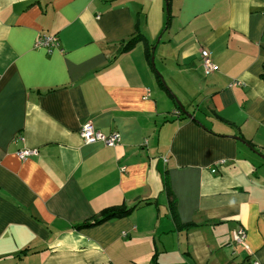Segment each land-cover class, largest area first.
Returning <instances> with one entry per match:
<instances>
[{
	"label": "crops",
	"instance_id": "1",
	"mask_svg": "<svg viewBox=\"0 0 264 264\" xmlns=\"http://www.w3.org/2000/svg\"><path fill=\"white\" fill-rule=\"evenodd\" d=\"M169 9L0 0V264H264V0ZM136 31L146 43L117 54ZM85 123L120 140L86 142Z\"/></svg>",
	"mask_w": 264,
	"mask_h": 264
},
{
	"label": "built area",
	"instance_id": "2",
	"mask_svg": "<svg viewBox=\"0 0 264 264\" xmlns=\"http://www.w3.org/2000/svg\"><path fill=\"white\" fill-rule=\"evenodd\" d=\"M53 45H57V37L54 34H40L35 42V47H51ZM201 57V66L204 72L210 73L216 69V65L214 64L211 54L209 50L203 48L200 50ZM80 136L86 142H92L96 140L103 141L106 145H113L120 140L119 134L116 131L110 133H102L98 129L94 128L91 123H85L80 127L79 130ZM36 150L29 148H22L17 150L16 154L20 159H25L30 155H34ZM223 160H219L215 162V165L218 163H222ZM211 171H215V167H211ZM246 230L242 226H238L232 230L231 240L233 244L241 245L244 249H246L250 253L249 246L246 241ZM252 264H259L258 261L254 260Z\"/></svg>",
	"mask_w": 264,
	"mask_h": 264
},
{
	"label": "trees",
	"instance_id": "3",
	"mask_svg": "<svg viewBox=\"0 0 264 264\" xmlns=\"http://www.w3.org/2000/svg\"><path fill=\"white\" fill-rule=\"evenodd\" d=\"M166 1H167V14L166 15H167V22H168L170 17H171V14H170V9H169V0H166ZM139 40H142L144 42L146 41V39H144V36L141 35L140 32L136 31V33H134L129 39H127L126 41H124L121 44L117 54H121L122 52L128 50ZM145 49H146L147 57L149 59H151L152 50L149 49L148 44H146ZM261 77L264 80V72L261 74ZM164 183H165L166 193L168 194V198H169V207H170L174 217H176L177 214L175 211V203H176L175 198L173 196L171 189L168 186V183L167 182H164ZM138 204H139V202H138ZM138 204L136 203L131 207L118 206V207L105 208V209L101 210L97 215L93 216L92 218L86 219L82 224L84 226L85 225H93V224L100 223L101 221L106 220V219L124 216L129 211H131L133 208H135ZM191 226H194V223L189 222L186 227H191Z\"/></svg>",
	"mask_w": 264,
	"mask_h": 264
},
{
	"label": "rangeland",
	"instance_id": "4",
	"mask_svg": "<svg viewBox=\"0 0 264 264\" xmlns=\"http://www.w3.org/2000/svg\"><path fill=\"white\" fill-rule=\"evenodd\" d=\"M153 56H154V54H153ZM153 56H152V57H153ZM153 63H156V65H158L159 61L156 60V59H155V61H154V57H153ZM157 72H158V74H159V76H160V78H161V81H162L163 84L167 87L166 82H165V78H164L163 76H161V75H162L161 72H159L158 70H157ZM173 96H174V99H175V101H176L177 103H181L180 99H177V97H176L174 94H173Z\"/></svg>",
	"mask_w": 264,
	"mask_h": 264
},
{
	"label": "water",
	"instance_id": "5",
	"mask_svg": "<svg viewBox=\"0 0 264 264\" xmlns=\"http://www.w3.org/2000/svg\"><path fill=\"white\" fill-rule=\"evenodd\" d=\"M152 60H153V58H152ZM263 158H264V156H262Z\"/></svg>",
	"mask_w": 264,
	"mask_h": 264
}]
</instances>
